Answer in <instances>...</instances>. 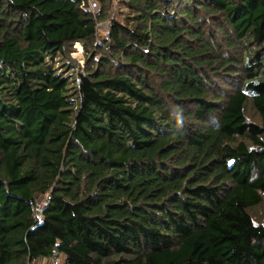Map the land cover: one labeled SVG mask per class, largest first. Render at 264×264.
Instances as JSON below:
<instances>
[{"label":"trees","instance_id":"1","mask_svg":"<svg viewBox=\"0 0 264 264\" xmlns=\"http://www.w3.org/2000/svg\"><path fill=\"white\" fill-rule=\"evenodd\" d=\"M96 1L0 0V264H264V0Z\"/></svg>","mask_w":264,"mask_h":264},{"label":"rangeland","instance_id":"2","mask_svg":"<svg viewBox=\"0 0 264 264\" xmlns=\"http://www.w3.org/2000/svg\"><path fill=\"white\" fill-rule=\"evenodd\" d=\"M95 2L97 7H98V10H96V12H92L93 14H99L100 13V5L99 3H97L96 0H87V5H88V2ZM88 10L89 7H87ZM108 24L109 22L108 21H105V22H101L98 26V35L100 37H104L105 36V33L108 29ZM74 50H75V53L72 54V57H74V59H77L78 60V63L81 64V66L84 65V61L82 60L83 59V51H82V48L79 44H75L74 45ZM229 79H225L223 82H227ZM219 86H222V90H226V91H231L230 89V85L229 87H225L224 85H220L222 82L219 81V82H216ZM250 113V116H252L253 112L251 111H248V114ZM252 113V114H251ZM44 199L40 200L39 204L38 205H43L44 202H43ZM40 207V206H39ZM252 213V216L253 218L256 220V221H259L258 223H261L263 220H264V201L262 203V205L254 210L251 211ZM63 263V259L61 258L59 261H58V264H62Z\"/></svg>","mask_w":264,"mask_h":264},{"label":"built area","instance_id":"3","mask_svg":"<svg viewBox=\"0 0 264 264\" xmlns=\"http://www.w3.org/2000/svg\"><path fill=\"white\" fill-rule=\"evenodd\" d=\"M88 7H89L90 11H92V12H96V10H98V7H97V5H96L95 2H90L89 1L88 2ZM50 264H58V261L57 260H54Z\"/></svg>","mask_w":264,"mask_h":264},{"label":"crops","instance_id":"4","mask_svg":"<svg viewBox=\"0 0 264 264\" xmlns=\"http://www.w3.org/2000/svg\"><path fill=\"white\" fill-rule=\"evenodd\" d=\"M50 263H49V261L41 260V261L35 262L34 264H50Z\"/></svg>","mask_w":264,"mask_h":264}]
</instances>
